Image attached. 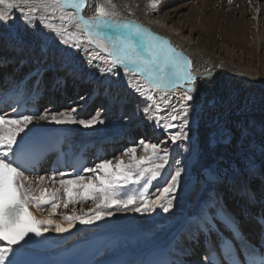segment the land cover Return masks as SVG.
I'll return each instance as SVG.
<instances>
[{
	"label": "snow or ice",
	"instance_id": "1",
	"mask_svg": "<svg viewBox=\"0 0 264 264\" xmlns=\"http://www.w3.org/2000/svg\"><path fill=\"white\" fill-rule=\"evenodd\" d=\"M161 2L148 0L154 9ZM85 4L86 0H0V46L17 54L27 50L34 57V67L15 87L25 86L27 90L26 82L31 81V96L39 99L44 91L45 73L57 70L55 62L48 63L50 55L54 61L58 60L59 70H67L68 75L78 77L79 65L66 49L73 46L79 49L82 42L78 38L71 39L75 33L66 35L65 27L57 28L50 22L59 12L62 22L74 23L88 42L100 50L95 60L89 57L90 69L96 61H103L108 67L99 68L101 75L118 76L119 70L123 69L125 75L132 73L144 79L148 87L134 89L144 97L143 119L165 134L166 139L157 144L141 138L139 144L143 145L144 154L139 157L134 142L133 146L124 149L127 160L120 156L114 158L115 162L95 157L93 167L77 165L70 173L50 168L47 179L56 183L55 177L59 176L60 187H43L46 177L38 175L36 183L41 186L34 188L26 173L36 172L39 162L59 150V144L53 143L49 125L77 126L94 132L98 126L107 123L102 108L94 114L89 111L91 102L99 95V88L79 96L77 101H70L72 106L59 112L52 107L40 111L35 105L33 109H26L19 106L20 100L10 112L0 108V264H36L22 259L21 250L41 246L45 233L53 228L56 233H66L77 222L95 224L120 212L152 215L159 211L170 215L179 193L187 191L189 185L198 186L200 195L182 225L190 238L194 235L199 240L203 235L206 241L205 259L196 264H264V252H258L256 245H252L251 250L246 247L237 250L240 234L235 218L226 210L219 195L221 191L235 187L241 176L249 178V183L241 187L249 203L256 201V189L251 187V180L259 179L260 187L264 189V172L260 171L259 162L254 158L257 151L264 155V145L256 143L252 131L256 125L246 126L242 122L229 125L210 112L206 114V105L197 100V92L199 82L210 74L191 75L190 61L166 39L135 21L114 19V13L105 6L97 4L95 15L85 17L82 14ZM68 8L74 11L65 12ZM60 45L66 48H60ZM16 59L0 55V68ZM28 62L26 57L19 56L20 67ZM90 79L91 74L86 82ZM51 81L56 89L63 86L65 77L53 74ZM171 87L184 89L178 100L180 110L162 123L160 116L151 114L153 106L157 112H167L170 108L175 112L176 109L163 97V108L154 104L153 93ZM107 90L105 88V94ZM259 131L264 135V125ZM218 148L225 151L216 153L206 162L205 152L215 153ZM174 154L182 159L174 160ZM161 178L163 186L153 194L150 187ZM26 181H29L27 187ZM61 189L65 209L70 203L88 200L95 207L82 215H64L66 224L56 222L53 216L60 207L58 193ZM152 196L154 198H150ZM30 204L37 208L50 205L49 215L38 218L29 210ZM256 221L264 234V208ZM220 224L232 233L231 237L224 236ZM213 234L218 237L215 247L208 243ZM186 254L191 253L187 251Z\"/></svg>",
	"mask_w": 264,
	"mask_h": 264
},
{
	"label": "bare ground",
	"instance_id": "2",
	"mask_svg": "<svg viewBox=\"0 0 264 264\" xmlns=\"http://www.w3.org/2000/svg\"><path fill=\"white\" fill-rule=\"evenodd\" d=\"M113 1L125 8V12H117L114 14V19L135 21L149 29L152 33L166 39L171 47L182 53V55L190 61L189 72L192 75L202 77L205 73L210 74L207 79H203L199 82L197 92V100L202 104L206 105L211 98L216 99L217 106L206 108V114L210 112L211 114L217 113V115L221 116L222 114H225V112L227 113V105L228 102H230L228 99L231 98L229 96L233 92H235L234 95L237 97L240 94L244 95V93H247L249 96L248 98L254 97L255 99L259 95H264V75H262L260 71L258 72L251 69V58L245 60V63L239 64L241 61L239 63L237 62L239 58L236 59L238 55L234 53V49L231 50L226 44L221 43H217L222 46H218V51L216 48L210 49L205 44L202 45L199 39L195 38L192 32L186 29V26L175 22L178 18L179 22H181V17H189L183 13L182 10L184 7L187 9L191 8V11L196 10L193 8H198L200 10L195 12L194 16L201 20L202 28L199 32L204 36V34H206L205 30H210V22L214 21V16L216 15L215 12H209L208 10L207 6H209V3L207 2L210 0H199L197 2H195V0H190L185 3H182L183 0H162L155 9L149 5L148 0H86L82 14L85 17L94 16L95 6L97 4L105 6L110 11L113 9ZM247 1L251 5H243V8L240 9L243 13H249L251 10L255 9L259 14L264 16V0H244L242 3H246ZM193 2H195V5L193 4L190 7V4ZM166 7L171 8L164 12L163 10L166 9ZM73 11L74 10L71 8L65 10V12ZM253 13L256 14L255 11H253ZM37 15L40 16L43 15V13H37ZM60 15L59 12L55 13L50 22H54L57 28L62 26L65 27L67 29L66 35L75 33V37H72L71 39L78 38L79 41L82 42V46L79 49L74 46L66 49L71 58L79 65L81 71L78 74V77L68 75L67 70H59L58 60L54 61L53 57L50 55L48 63L55 62L57 70L54 73H45L42 87L44 90L43 95L47 94L48 97L53 98V101L50 105L42 106L41 111H44V109L48 107H52L57 112L65 110L72 106L69 103L70 101H77L79 96L86 93V88L90 90L88 93H91L95 87H98L99 95H96L91 102L89 111L92 113V111L103 102V107L106 113L104 114V118L107 120V123L98 126L97 130L94 132L82 130L77 126H71L69 128L68 126L55 124L49 125V128L62 134L65 137L66 143L68 142L70 144L78 145V149L87 146L89 148H96L97 151L100 150L102 153L104 152V148L102 147L103 144L118 143L122 140L132 143L134 140V134H132V132L138 128H143L142 130L146 135V139H151L152 136L160 137L162 134L160 130L156 133L148 131L149 136L147 135L146 130H144V125H148V123H145V120L143 119V112L139 110L138 113V109L142 110L146 106L144 99L137 95L131 86L127 85V82H132L134 80H138L145 85L146 82L144 79L135 76L132 73L125 75L123 69L119 70L118 76L101 75L99 68L108 67L103 61H96L95 65L90 69L88 65L89 57L91 56V58L95 60L96 53L100 50L95 45L88 42L87 37L82 31L76 29L74 23L68 24L62 22L59 19ZM41 27H43V25H41ZM262 34L263 33H259L260 36L256 37L255 42L257 48L261 49L259 59L264 56V51L262 50V48L264 49V36H262ZM53 35L55 34L53 33ZM57 40H59V38H57ZM60 48H66V46L60 45ZM250 54L247 55L249 56ZM0 55L9 58L17 57L14 63H9L6 67L0 68V75L3 77V83L0 86L2 89L0 99L8 98V105H11L14 99H21L22 102L28 103L30 99H32L31 81L26 82L27 90H25V86L16 88L15 85L18 84L31 67H34V64L32 63L34 58L33 54L29 53L27 50L23 53L17 54L0 46ZM19 56L26 57L29 61L23 67H20ZM259 59L257 60V63L261 66L262 64ZM255 69H257V65L255 66ZM53 74L65 77V83L62 87L53 89L51 81V76ZM90 74L91 79L89 82H86L89 80ZM105 81H110V83H105ZM192 83L196 86V81H193ZM105 88L108 89L107 94H105ZM183 92L184 89L182 87H171L166 90L156 91L153 94L159 99L161 108H163L165 104V100H163L162 97L171 101L172 108L176 109L175 112L172 111L171 108L168 109L167 112L171 115L172 113L177 114L180 110L178 100L183 96ZM202 92L205 94L204 98L200 95ZM240 97H242V95ZM231 103L234 102L231 101ZM230 105L231 104H229V106ZM13 108L15 107L13 106L12 109ZM125 117L128 119H125ZM168 119H170V117H168L167 120ZM126 145L128 144L126 143ZM106 148L107 147H105V149ZM109 157L110 156L108 155L106 158L109 159ZM120 157L123 159L122 155ZM254 158H259L260 161H264V156L259 151L254 154ZM259 164L262 165L261 163ZM261 172H264V169H262ZM44 176L46 177V180L43 187H60L58 181L53 183L51 180L47 179V175ZM28 177L29 181L32 182V187L38 188L41 186L36 183L37 176L28 175ZM29 181L25 182L26 187L29 186ZM245 183H249V178L247 176L237 180V185L234 187L235 189L231 191H238L236 198L229 200L222 198L223 200H226L227 203L231 201L230 207H228V204L224 205V203H222L226 210L231 213L235 219L239 220H242L245 213L251 211L250 209L252 208L250 207V204H255L256 208H258L260 202L257 198H260L258 196H264V189H256V201L254 203H249L247 194L241 190V187ZM188 190L190 191L185 192L181 199L182 205L179 208L181 213H178L174 223L168 227L155 228L151 226L149 230L145 228L147 224H151L150 222L153 223L159 221L157 220V217L160 213L163 216L167 215L159 211L155 214L149 215L146 223L133 221L138 213L120 212L116 213L113 217L106 218L95 224H81L77 222L74 228L66 233H56L54 228L50 229L45 233V240L51 246L48 252L51 254L61 252L79 242L94 237H111L118 239V243L113 247L107 248L104 254L98 257L96 260L97 263L111 262L114 258L127 254V264H146L150 259H153L154 256L161 254L163 257L169 258L173 264H181L182 261L184 264H196L197 260L202 261L204 259L200 257H198V259L188 258V256L192 255V252L196 251V249L193 248V245L197 242V239L194 235L191 238L188 236L186 228L182 225V221L195 206V203L191 201L193 195H190V192H197L199 188L198 186L193 188L192 185H189ZM227 192L229 195V191ZM219 195L221 196V192ZM58 197L60 207L57 209V213L53 216V219L61 224H66V221L62 218L64 215H72L73 213L76 215H82L88 212L89 209L95 207V205H90L89 202L88 205L83 204L78 208L74 207L69 209V212H66L68 207L66 209L63 207L64 195L62 189L58 193ZM261 203H264V201ZM75 205H79L78 202H76ZM49 208L50 206L37 208L34 204L29 205V210L38 218L48 216ZM234 209H236L237 214L240 213L239 216L233 213ZM144 224L146 225L144 226ZM256 235L257 233H255V236ZM187 251H190L191 254H186Z\"/></svg>",
	"mask_w": 264,
	"mask_h": 264
},
{
	"label": "rangeland",
	"instance_id": "3",
	"mask_svg": "<svg viewBox=\"0 0 264 264\" xmlns=\"http://www.w3.org/2000/svg\"><path fill=\"white\" fill-rule=\"evenodd\" d=\"M188 1H190V0H183L182 3H185ZM197 1H199V0H195V2H197ZM243 1L244 0H210V1H208L207 3H209V6H207V7H208L209 12H215L216 15L214 16V21L210 22V30H205L206 34H204V36L202 34H200V32H199V30L202 28L201 27V25H202L201 20L197 19L194 16L195 12L200 10L198 8H193L196 10L191 11V8L187 9L186 7H184L182 11L184 14L188 15L189 17H181L182 18L181 22H179V18H178L175 20V22L181 23V25L186 26V29L191 31L192 34L194 35V37L198 38L199 41L202 43V45L205 44L210 49L216 48L218 51L219 50L218 46L222 47L221 45H218L219 43L226 44L228 46V48L231 50L234 49L233 50L234 53L236 55H238V57H236V59L239 58L238 61L237 60L236 61L238 63L241 61L239 64L245 63V60H249L248 58H251L252 59V60L250 59L251 65H252L251 69L258 71V72L260 71L262 73V75H264V56H262L259 59L261 49L260 48L258 49L257 45L255 43L256 37L260 36L259 33H263L262 36H264V16L259 14L255 9L251 10L249 13H246V12L243 13V11L240 10L241 8H243L242 6L245 4L251 5L248 1L246 3H242ZM195 2L191 3L190 7L193 4L195 5ZM196 5H199V4H196ZM112 7H113V9H111L110 11L114 12V14H116L117 12H121V13L125 12V8L123 6L118 5L115 1L112 2ZM170 8L171 7H166V9H164L163 11L165 12V11L169 10ZM253 11H255L256 14H254ZM191 16H193V17H191ZM262 50L264 51L263 48H262ZM247 54H250L251 57H250V55L248 56ZM258 59H259V61H261V64H262L261 66L259 65V63H257ZM256 65H257V69H255ZM127 85L131 86L133 89H135V87H137V86L144 87V88L148 87L146 84L144 85L143 83H141L138 80H134L132 82H127ZM85 91L90 92V90L88 88H86ZM234 93L235 92L231 93V95L229 96L232 99L231 98L228 99V101H230V102H228V105H227V111H228L227 113L228 114L225 112L226 115L222 114L220 116V115H217V113H214L213 115L218 116L221 121L228 122L229 125H234L237 122H242L243 124H245L247 126L250 123H254L256 125V127L253 128L252 131H253V134L255 137V141L258 145H264L263 144L264 143V135H262L259 131V127L264 125V95H261V96L259 95L255 99L254 97L248 98L249 96L247 93L246 94L244 93V95L240 94L238 97L235 96ZM137 95H139V93H137ZM241 95H242V97H240ZM142 98L144 99V97H142ZM154 98H155L154 104L160 105V101L155 95H154ZM211 99L215 100L214 103L212 105H209L207 103L206 108H213V105L217 106L216 99L215 98H211ZM231 101H233L234 103H231ZM229 104H231V105L229 106ZM99 108H102L104 110L103 102H102V104H100V106H97L92 111V113L94 114L95 111ZM139 110L142 112L141 109H139ZM138 113H139V111H138ZM104 114H106L105 110H104ZM151 114L160 116L162 123L165 122L168 117H171V115H176V113H172L171 115H169L168 112H157L155 110L154 106H153ZM145 123H147V122H145ZM142 129L143 128H140V129L138 128V129L134 130V135L139 134V135L143 136V134H141V132H140ZM144 130H146L147 135L150 131L154 132V133L158 132V130L153 126V124H150V123H148V125H144ZM126 133H127V130H126ZM142 136H138L136 138V142H135V146L137 147V151H136L137 157L144 154L143 153V145L139 144V140L141 138H143ZM165 139H166V136H165V134L162 133L160 135V137L159 136H157V137L152 136L151 139H145V141L150 142V143L160 144L161 141H164ZM130 146H133V144L129 145L128 147H130ZM168 146L170 148L172 147L170 144ZM181 147H183V146H181ZM125 148H127V147H125ZM125 148L121 149L118 152H115L113 155H111L109 157V159H113V162H114L115 161L114 158L116 156L122 155L123 159L127 160V156L124 155V149ZM223 151H225L223 148L216 149L215 153L206 151L204 159L207 162L208 160L212 159L216 155V153H220ZM175 159H182V156L174 154V160ZM255 160L262 164V165H260L258 163V167L260 168V171L262 169H264V165H263L264 161H260L259 158H256ZM85 175H88V174L85 173ZM242 177H244V176H241L239 178L242 179ZM250 184H251V187L253 189L261 190L259 179L251 180ZM162 186H163V178H161L157 182H154V185L150 187V191L153 194H156L157 188L162 187ZM234 189L235 188L232 187V188L227 189L226 191H221V196L224 194L222 196V198L228 199V200L236 198L238 191L231 192ZM189 191L190 190H187V191L182 190L179 193V196H178L179 198H177V200L175 201L176 203H175L174 212H172L170 215L167 214L166 216H163L160 213L159 216L157 217V220H159V221H155L153 223L150 222L151 224H149V225L144 224V226L146 225L145 228L147 230H149L151 228V226H153L155 228H165V227H168L171 224H173L178 213H181L179 211V208L182 205L181 199L183 198L184 193L189 192ZM227 191H229V195L227 194L228 193ZM190 195H193V199L191 201L193 203H196L197 199L199 198L200 192H199V190L197 192L193 191V192H190ZM153 197L154 196H152L150 198H153ZM258 197H260V196H258ZM258 199L261 200L262 198H258ZM89 202H90V205L94 206V204L91 200L78 201L79 205H77V206L75 205L76 202L70 203L68 205V208L66 209V212H69V209H71V208H74V207L78 208L83 204L88 205ZM222 202L224 203V205L228 204V207L231 206V203H230L231 201H229L227 203L226 200L222 199ZM43 207H48V206H43ZM233 213L236 214L237 216L240 215V213L237 214L236 209L233 210ZM148 217H149V215L138 214V215H136V218H134L133 221L139 222V223H144V222L146 223ZM189 258L190 259H192V258L198 259L197 257H194V256L193 257L190 256ZM197 261H199V260H197ZM192 262H195V261H192Z\"/></svg>",
	"mask_w": 264,
	"mask_h": 264
},
{
	"label": "water",
	"instance_id": "4",
	"mask_svg": "<svg viewBox=\"0 0 264 264\" xmlns=\"http://www.w3.org/2000/svg\"><path fill=\"white\" fill-rule=\"evenodd\" d=\"M193 76H196V75H193ZM200 95H201L202 98L205 97L204 92H202ZM213 103H214V100H213V99L208 100V104H209V105H212Z\"/></svg>",
	"mask_w": 264,
	"mask_h": 264
}]
</instances>
